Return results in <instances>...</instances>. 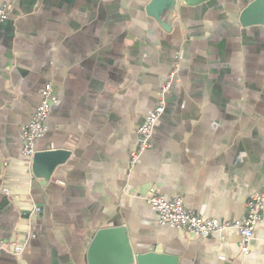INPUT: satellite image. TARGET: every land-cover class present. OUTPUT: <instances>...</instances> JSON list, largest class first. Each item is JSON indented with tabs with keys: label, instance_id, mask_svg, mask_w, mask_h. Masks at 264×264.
Here are the masks:
<instances>
[{
	"label": "crops",
	"instance_id": "0c3cea01",
	"mask_svg": "<svg viewBox=\"0 0 264 264\" xmlns=\"http://www.w3.org/2000/svg\"><path fill=\"white\" fill-rule=\"evenodd\" d=\"M150 1L0 0V264H90L96 231L119 227L135 254L264 264V205L242 256L237 229L198 238L160 224L145 201L155 187L203 218L245 216L264 187V24L240 22L253 0H175L157 17ZM175 62L151 147L131 166ZM47 83L56 101L36 151L67 157L45 179L20 133ZM119 245L104 240L95 261H122Z\"/></svg>",
	"mask_w": 264,
	"mask_h": 264
},
{
	"label": "built area",
	"instance_id": "2783aa9c",
	"mask_svg": "<svg viewBox=\"0 0 264 264\" xmlns=\"http://www.w3.org/2000/svg\"><path fill=\"white\" fill-rule=\"evenodd\" d=\"M7 18L5 9H0V23ZM178 71V62H175L173 69L168 73L166 79L159 85L157 90L156 102L151 111L144 117L137 128V146L130 153L129 164L132 166L139 157L151 147V136L153 128L162 115L166 95L168 94ZM56 97L52 93L51 84L47 83L40 91V101L36 110L20 133L22 142V153L28 158H32L36 152V142L45 133L47 126L46 120L52 104ZM5 192H8L5 190ZM146 203L155 211L158 222L176 229H184L193 233L198 238L209 237L219 231L234 228L240 233L239 252L242 256L248 254L251 240L257 223L261 219L264 205V187L252 195L246 202V214L243 218L235 221H219L216 219L203 218L187 210L182 200L177 197L166 199L157 188L149 189L145 196ZM39 207L35 206L33 212L37 213ZM22 246L17 245L15 252H20Z\"/></svg>",
	"mask_w": 264,
	"mask_h": 264
},
{
	"label": "water",
	"instance_id": "95a60500",
	"mask_svg": "<svg viewBox=\"0 0 264 264\" xmlns=\"http://www.w3.org/2000/svg\"><path fill=\"white\" fill-rule=\"evenodd\" d=\"M196 0H182L183 3H191ZM175 0H151L147 11L158 16L159 13L168 8H173ZM264 6V0H253L247 7H245L240 13V22L242 25L263 23L264 18L262 17L261 10ZM67 157V152L63 150H46L36 151L32 156L31 171L37 177H43L48 179L51 172L55 169L58 164H61ZM118 235L119 238V250L122 261H115L110 264H157V263H168L175 264V259L167 257L163 254L156 253H139L135 254L129 244L127 234L124 228H106L96 231L89 249L88 258L90 264H98L95 259L97 257L98 249L101 243L112 236Z\"/></svg>",
	"mask_w": 264,
	"mask_h": 264
}]
</instances>
